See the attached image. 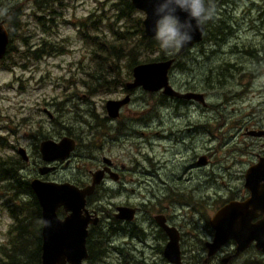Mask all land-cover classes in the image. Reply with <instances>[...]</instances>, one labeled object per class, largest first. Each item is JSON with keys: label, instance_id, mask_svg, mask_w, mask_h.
<instances>
[{"label": "rangeland", "instance_id": "obj_1", "mask_svg": "<svg viewBox=\"0 0 264 264\" xmlns=\"http://www.w3.org/2000/svg\"><path fill=\"white\" fill-rule=\"evenodd\" d=\"M119 2L0 0V11L17 6L20 12L17 26L10 28V52L0 60V171L6 167L3 163L17 161L22 165L19 174L31 179L38 174L37 164L42 163L39 142L69 136L77 143L69 163L55 161L56 169L46 179L85 181L87 169L97 164L102 150L127 177L123 192L114 181L98 192V201L107 211L114 212L117 204L128 199L147 214L164 210L174 225L187 234L186 240L199 247L211 236L208 220L214 212L229 200L248 196L244 173L258 156L264 155V135L252 134L253 130H264V0H231L215 7L213 19L204 24L203 42L180 55L177 50L161 46L148 55L144 53L148 61L159 60L162 54L175 57L169 72L171 86L181 92H200L204 100H179L136 88L120 119L130 130L125 131L122 143H107V138H100L91 128L104 116L105 101L124 93L118 87L87 95L81 81L96 66L91 46L86 43L90 32L114 40L112 30L120 24L121 30L135 33L137 18L144 19V13L136 9L123 22H116L115 7ZM0 16L3 18V14ZM228 26L234 36L228 35ZM81 33H87L86 37ZM223 36L228 46L219 45ZM235 42L238 46L233 45ZM48 45H53L54 50L33 57V50ZM117 63L120 78L130 80L129 56ZM91 85L90 82V88ZM107 124L112 127L109 134L115 135L118 123ZM231 134L233 137L228 138ZM97 144L102 149L96 150ZM18 147L25 149L27 162L21 160ZM202 156L207 162L197 163ZM28 198V194L22 195V199ZM143 215L144 212L138 214L139 220ZM12 223L7 210L1 208L0 247L7 246V231ZM124 241L128 239L111 235L105 242L109 245L108 256L91 263L85 260L84 264L113 263L118 256L113 245L130 252L141 249L122 245ZM257 254L251 249L241 261L262 260ZM155 261L167 264L158 257Z\"/></svg>", "mask_w": 264, "mask_h": 264}, {"label": "water", "instance_id": "obj_2", "mask_svg": "<svg viewBox=\"0 0 264 264\" xmlns=\"http://www.w3.org/2000/svg\"><path fill=\"white\" fill-rule=\"evenodd\" d=\"M130 2L135 9L144 13L142 20L144 34L148 37H156V20L158 17L155 14V7L158 0H130ZM177 14L181 21L187 18V13L178 11ZM192 23L195 27V20ZM202 32L203 25L193 31L191 42L177 50V53H183L198 42ZM7 43L8 32L0 21V58L6 51ZM173 61V58H169L136 64L132 68L133 79L126 84L127 87L129 89L142 87L149 92L162 91L163 94L170 97L203 102L202 93L181 92L171 86L168 72ZM128 100V95L121 100H107L106 108L109 115L111 117L116 116L121 105ZM74 146L75 141L64 136L59 141H42L40 149L42 157L47 161L64 160L69 156ZM18 152L24 160H27L28 157L23 148H19ZM49 169V167H43L41 172H47ZM101 174L100 171L94 172L92 183L84 188H78L69 182L57 183L37 178L30 181V186L41 208L40 264H84L88 258L87 227L92 222L85 208V197L93 192L95 184L101 179ZM244 185L249 191V197L244 201L228 202L219 208L210 220L215 231L210 245L215 251L227 240L234 239L238 252L249 246L251 242H255V247L264 253V157H261L257 163L247 169ZM59 207H62L64 212H69V214L63 218L58 217L56 210ZM258 213L262 214L263 217L252 222ZM120 216L129 220L132 219L133 212ZM96 220L94 219L93 222ZM163 228L169 236V241L163 251L164 255L171 263L180 264L177 230L165 225Z\"/></svg>", "mask_w": 264, "mask_h": 264}, {"label": "flooded vegetation", "instance_id": "obj_3", "mask_svg": "<svg viewBox=\"0 0 264 264\" xmlns=\"http://www.w3.org/2000/svg\"><path fill=\"white\" fill-rule=\"evenodd\" d=\"M230 1L231 0H212V3L215 5L216 8H218V7L224 6L225 4H228ZM206 4H207V0H206ZM114 20H116V12H115V19ZM0 21H2L5 28H7L8 35H9V43H10V33H9V28L7 27L8 24L6 23L5 19L0 18ZM232 21L235 22L234 19ZM227 28L229 29L228 35L234 36V32L232 31L233 29L231 30L232 27L228 26ZM205 34H206L205 33V25H203V32H202L201 39L195 44L202 43L203 39L205 38ZM218 42H219V45H221V46L222 45L228 46V44H226L227 42H226V38L224 36L221 37L218 40ZM233 45L238 46V43L235 42ZM232 46L229 48L232 49ZM7 47H8V45H7ZM40 48L44 49V52H39L40 55H42L43 53H45V54L49 53L47 51V48H44V47H40ZM40 48H38V49H40ZM36 50L37 49H35L33 51H36ZM6 52H7V48H6V51L4 54V58L6 56ZM32 54H33V52H32ZM137 64H139V63H137ZM90 71L91 70L89 69V71L87 73V78L83 79L81 81V83L85 84L84 87L87 88V92H88L87 95H93V94L100 93V92H108V91H111L112 89L116 90L118 87H121L122 93H124V95L122 97L112 99V100H121L127 95L129 97V100L125 104L121 105V107L117 111L116 116H112V117L109 115L108 110L106 108V102H107V100H110V99H107L104 103L103 108H102V112L104 113V116L100 117V119L98 120V123L94 124V126H92V128H91V129H95V131L97 133H99L100 138L101 137L107 138L108 139L107 143H122L121 141H123V139L125 138V131L130 130V128H128L127 126H124L122 124V122L120 121V119L122 118V110L131 103V97H132L131 95L133 93V90L136 88H142V87H135V88H130V89L127 87L126 84L131 82L133 79L132 69H131V79L130 80L126 81V78H120L119 80L116 79L112 83V85H113L112 88L105 86L102 89H100L99 87H96L93 84V80H95V79L89 76ZM87 81L91 82V84H92L91 88H90V82H87ZM158 92H161L163 94L162 91H158ZM197 93H200V92H197ZM238 93H240V91H238ZM163 95H165V94H163ZM165 96H168V95H165ZM168 97H170V96H168ZM173 98H175V97H173ZM203 98H204V95H203ZM233 98L234 97H232V99ZM179 100H185V99H179ZM187 101L194 102L196 100H187ZM199 102H201V101H199ZM89 113L91 115L95 116L93 113H91V112H89ZM48 115H49V118L51 119V121H54L53 114L48 112ZM107 122L118 123L117 126L115 127V131H114V133L116 132L115 135L112 136L109 134L112 127L109 126L107 124ZM229 127L231 128V126H229ZM158 133H160V132H158ZM252 134H254L256 136L264 135V130L263 129H260L258 131L253 130ZM67 137H69V136H67ZM232 137H233L232 134L228 135V138H232ZM60 139H58V141ZM44 140L57 141V140H54V139L49 137V138L43 139L39 142L38 151L40 153L42 163L40 162L37 164L38 165L37 166V172H38L37 175H34L31 179L25 178L28 180L29 186H30V181L32 179H35V178L43 180V181H53V180L46 179V177L50 172L55 171V169H56L55 161H58V160L63 161L64 164L67 165L69 163V160H70V157L72 155L73 150L77 146L75 139H73L75 141V146L67 158H65L64 160L54 159V160L47 161L42 157V151L40 149V144ZM140 140L143 142L142 139H140ZM19 148H22V147H18L17 152H18ZM99 149H102V145L97 144L96 150H99ZM25 153H26V151H25ZM99 153H100V156L97 158V164L94 167L87 169V175L88 176H87V179L85 181L77 182V183H72L69 181H61V182L53 181V182H57V183L69 182V183L77 186L78 188H84L85 186L90 185L92 183L94 172L100 171L102 173L101 179L98 183L95 184L93 192L86 195V197H85V208L88 211V214L90 215V221H92L89 223V225L87 227L88 233H87V237H86V247H87L88 243L89 244L90 243H97V244H100L102 246L103 244H105V242H109V238L111 235H114L117 237L120 236V237H124V238L128 239V241H124L122 243V245L123 244L132 245V248L141 247V249H138V251H135L133 249L135 252H130L129 249H125L124 247L113 245L112 248L118 252V256H117L116 260L113 261V263H108V264H156V261H155L156 257H158V259H161L162 261L166 260L167 264H174V263H171L165 257L164 252H163L165 245L169 241V236L167 235L165 229L163 228L164 225L169 227V228L173 227L177 230L178 238H179L178 239V245H179L180 257H181V263L180 264H255V263L264 264V253L255 247V242H251L249 244V246H247L246 248H244L243 250H241L239 252L237 250V244H236L234 239L227 240L218 249L216 248L217 249L216 251L210 245L211 242L213 241L214 232H215L213 227H212V224L210 223L211 218L215 215V213L217 212V210L219 208H221L223 205L227 204L228 202H230V201H244L246 198L249 197V191H248V196H246L244 199L229 200L228 202L224 203L221 207H219L214 212L212 217L209 218V220H208V224L210 225V228H211V231H210L211 236H210V238L205 239L202 242V244L199 247H197L195 245V243H192V242L186 240L185 236L187 234L180 228V226L178 227V226L174 225V221H173V219H171L172 217L169 215V213H167V212L165 213L164 210L158 211L157 213L147 214V212H145L144 210H140L136 206V204H132L130 202V200L128 199L125 202H120L119 204H117L114 207V212H112V210L110 212H109V210L107 211L105 206L101 204V201L100 200L98 201V198H97L98 192L100 190H104L105 187L108 186L107 182L112 183L113 181H114V183L117 184V189H118V184H120L119 191L123 192L124 190H126V189H123V187L126 185L127 177H126L125 173H122L121 171H119L117 169L118 163L113 158L104 155L102 150ZM18 154L20 155L19 152H18ZM90 156H92V155H90ZM261 157H264V155L258 156L257 162L259 161V159ZM20 158L23 162H27L29 160V157L27 158V160H24L21 155H20ZM206 162H207L206 157H204V156L199 157L198 161H197V163H199V164H205ZM254 164H252V165H254ZM252 165H250V166H252ZM43 167H49L50 169L47 172H41V168H43ZM121 167H122V169H125V166L123 164H121ZM247 169H246V171H247ZM20 170H21V168L19 169V172H20ZM246 171H245V173H246ZM245 173H244V178H245ZM19 175L21 177H23L21 174H19ZM194 184H196V181ZM244 184H245V182H244ZM30 188H31V186H30ZM131 190H133V189H131ZM36 201H37V199H36ZM37 203H38V201H37ZM38 205H39V203H38ZM39 208H40V205H39ZM119 208H121V209L119 210ZM194 211H195V209H194ZM131 212H133L132 219L128 220V219L120 216L121 214H127V213L130 214ZM142 212H144V215L139 220L138 214H140ZM83 213H85L84 210H83ZM56 214L58 217L63 218L65 215L69 214V212L65 213L64 210L59 207L56 210ZM40 217H41V208H40ZM262 217H263V215L258 213V216L256 218L252 219V222H256V221L260 220ZM94 219H97L96 222H93ZM106 224H107V229H105ZM41 228H42V218H41ZM194 237H195V235H194ZM187 243L190 244V247H187ZM137 244L139 246H137ZM94 245L96 246V244H94ZM145 249H148L149 251L144 252ZM251 249H255L256 251H258L257 255L259 257H262V260L259 261V259L257 258L258 262H256V261H253L251 259L244 258L241 261V258L245 254H247V252ZM105 250H106V252H105L104 257H107L108 252H109V245H106ZM87 252L89 254L88 248H87ZM136 252L138 253V255H136L138 259L135 256ZM96 261H94V262H96Z\"/></svg>", "mask_w": 264, "mask_h": 264}, {"label": "trees", "instance_id": "obj_4", "mask_svg": "<svg viewBox=\"0 0 264 264\" xmlns=\"http://www.w3.org/2000/svg\"><path fill=\"white\" fill-rule=\"evenodd\" d=\"M115 9L116 22H123L134 11L137 12L130 0H120ZM0 14H3V18L2 16L0 18L5 19L11 35L10 28L16 27L18 23L17 19L20 15L18 7L11 8L10 11L7 8L0 11ZM141 22V18H137L136 27L134 26L136 28L135 33L127 29L121 30L120 24L117 30H112L114 40H105L99 35L92 34L91 28L88 31L85 30L90 32L86 43L91 46L92 59L97 63L94 71L89 74L95 79L93 84L96 87L102 89L112 84L116 79H120L118 60L129 56V67L132 69L137 63L149 62L144 53L148 55L159 48L160 45L156 37H148L144 34ZM81 24V27H86L84 23ZM81 35L86 37L87 33H81ZM130 43L131 48L129 49ZM52 50H54L53 45H48L47 51ZM9 52L10 43L5 57L8 56ZM39 52H44V49L40 48L33 51V57L39 58L41 56ZM168 58L175 60V57H166L163 54L157 59L166 60ZM3 164H6V167L0 171V182H3V186L0 188V209L4 207L7 210L13 219V223L7 231V246L0 247V264H40L41 217L35 194L30 188L28 180L19 175V169L22 168V165L17 161L16 163L7 162ZM23 194H28L29 198L22 199ZM105 247V244L101 246L97 243H88L89 254L86 261L91 263L104 257Z\"/></svg>", "mask_w": 264, "mask_h": 264}, {"label": "clouds", "instance_id": "obj_5", "mask_svg": "<svg viewBox=\"0 0 264 264\" xmlns=\"http://www.w3.org/2000/svg\"><path fill=\"white\" fill-rule=\"evenodd\" d=\"M178 11L187 13L181 21ZM215 5L212 0H158L155 7L156 39L164 50H179L190 43L192 33L213 19ZM195 20V27L192 21Z\"/></svg>", "mask_w": 264, "mask_h": 264}, {"label": "bare ground", "instance_id": "obj_6", "mask_svg": "<svg viewBox=\"0 0 264 264\" xmlns=\"http://www.w3.org/2000/svg\"><path fill=\"white\" fill-rule=\"evenodd\" d=\"M2 22V21H1ZM3 24V23H2ZM4 26V25H3ZM5 27V26H4ZM6 29V28H5ZM6 31H7V29H6ZM8 32V31H7ZM228 37V36H227ZM8 43H9V35H8ZM8 43H7V45H8ZM197 43V42H196ZM6 48H7V46H6ZM186 51V50H185ZM184 51V52H185ZM5 54V53H4ZM3 57H4V55H3ZM2 57V58H3ZM2 58H0V60L2 59ZM169 59V58H168ZM174 59V58H173ZM150 62V61H149ZM174 62H175V60L173 61V63H172V66H173V64H174ZM172 66H171V68H172ZM171 68L169 69V72H170V70H171ZM169 72H168V75H169ZM156 92H158V91H156ZM176 98V97H175ZM177 99H181V98H177ZM185 100H187V99H185ZM190 100H194V99H190ZM36 197V196H35ZM37 199V198H36ZM38 201V200H37ZM60 208H62V207H60Z\"/></svg>", "mask_w": 264, "mask_h": 264}]
</instances>
